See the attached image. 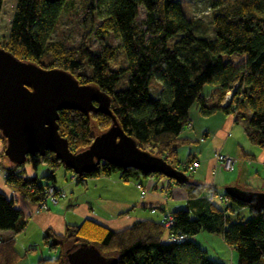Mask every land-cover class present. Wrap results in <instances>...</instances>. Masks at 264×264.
<instances>
[{"label":"trees","instance_id":"trees-1","mask_svg":"<svg viewBox=\"0 0 264 264\" xmlns=\"http://www.w3.org/2000/svg\"><path fill=\"white\" fill-rule=\"evenodd\" d=\"M67 2L16 0L5 49L44 68L66 70L82 84L98 86L110 97L112 113L137 145L188 176L183 183L168 181L183 187L188 200L205 197L207 205L198 208L194 202V215L187 208L169 212V231L185 234L183 242L167 240L163 224L150 219L117 231L88 219L66 225L63 235L46 230L43 242L50 249L58 246L59 251L55 257H39L36 264H67L66 254L80 243L93 244L102 254L116 257L115 264H227L207 256L195 240L200 230L220 234L236 251L237 264L262 263L264 214L225 192L220 195L229 199L228 203L215 201L216 190L191 180L186 170L190 160L183 167L176 158V147L188 125L190 108L196 103L203 116L221 110L233 114L236 122L245 119L246 137L264 148V0H212L211 37L193 34L192 21L186 18L178 0H88L81 15L82 37L76 45L51 38ZM1 5L2 0L0 10ZM139 6L145 10L140 23ZM91 34L99 44L94 50L86 44ZM173 37L169 46L168 40ZM118 52H123L125 63L115 65ZM240 54L246 56L245 60L234 63L231 58ZM122 76L127 84L117 88ZM153 78L161 84L159 91L155 83L151 85ZM209 84L216 85L218 92L212 104L204 94ZM151 90L158 96H152ZM228 91L231 94L222 105ZM57 123L70 150L79 152L92 142L94 128L106 130L111 118L100 112L63 109ZM0 136L5 148V138ZM26 162L45 164L46 170L42 175L27 176L23 164H11L4 180L28 201L40 205L46 187L59 190L52 185L56 170L68 169L50 152L31 155ZM112 172H118L123 180L166 178L145 175L134 168L123 171L105 163L77 175V182ZM240 208L247 209V215L239 213ZM26 223L14 199L0 192V230L17 234ZM21 257L12 239L0 240V264H15Z\"/></svg>","mask_w":264,"mask_h":264},{"label":"crops","instance_id":"crops-1","mask_svg":"<svg viewBox=\"0 0 264 264\" xmlns=\"http://www.w3.org/2000/svg\"><path fill=\"white\" fill-rule=\"evenodd\" d=\"M204 94L209 95L208 104L215 102L218 94L216 85H206ZM240 121L241 119L236 122L233 114L221 110L203 116L194 103L189 111L188 125L179 136L182 141L177 144L176 158L183 167L189 160H198L199 166L191 172V180L211 185L218 196L224 192L222 187L228 185L264 191V148L248 140L244 132L245 125H240ZM201 138L204 140L201 141ZM3 149L4 142L0 136V192L14 199L16 207L22 211L27 222L24 229L17 234L11 230H0V240L12 239L16 250L22 255L15 264H36L33 253L37 251L46 230L63 235L66 225L80 224L82 220L88 219L117 231L145 219L159 222L164 214L175 208H187L194 215L197 210L194 208V202L198 208L207 205L203 196L188 200L183 187L164 177L148 176L123 180L118 172H112L78 183L68 182L66 177L69 173L63 171L62 180L56 177L55 172L52 184L63 191V196L55 203L46 201V208H41L24 198L20 191L6 184L4 175L11 164L5 162ZM217 150L237 159L232 170H224L217 164L214 159V152ZM185 153L186 157H183ZM23 168L25 175L37 176L45 172L46 165L26 162ZM142 187L147 188L144 194ZM222 199V204L229 202V199ZM214 200L219 202L218 197ZM238 211L247 215L245 208ZM197 236L198 234L195 235L196 241ZM30 251L32 255H29ZM220 260L228 264L226 259Z\"/></svg>","mask_w":264,"mask_h":264},{"label":"water","instance_id":"water-1","mask_svg":"<svg viewBox=\"0 0 264 264\" xmlns=\"http://www.w3.org/2000/svg\"><path fill=\"white\" fill-rule=\"evenodd\" d=\"M108 94L94 84H82L70 72L44 68L22 60L0 47V134L5 138L4 155L12 164L22 165L31 155L53 153L76 175L88 173L108 163L120 170L131 168L142 174H161L177 182L188 181L182 170L163 157L140 148L126 133L110 109ZM75 109L85 114L100 112L111 118V125L94 135L90 145L72 152L60 135L59 111ZM224 192L264 214V191L228 185ZM67 264H115L93 244L80 243L66 254Z\"/></svg>","mask_w":264,"mask_h":264},{"label":"rangeland","instance_id":"rangeland-1","mask_svg":"<svg viewBox=\"0 0 264 264\" xmlns=\"http://www.w3.org/2000/svg\"><path fill=\"white\" fill-rule=\"evenodd\" d=\"M88 0H68L67 4L65 5L63 11L61 12L58 24L56 25L53 33L51 35L52 40H64L68 44L76 45L79 43L83 31L82 23H81V15L84 9V4L87 3ZM182 11L186 18L192 21V32L195 36H213V30L211 25V10H212V0H178ZM16 0H2L1 10H0V47L5 48L7 43V36L10 27V21L12 14L14 12ZM145 17V10L143 6L138 7V16L137 21L140 23L143 18ZM205 34V35H204ZM96 38L93 34L89 37V42L86 44L90 46L92 50L96 49L99 44L95 40ZM174 41V37L168 40V45L170 46ZM113 43L116 45L118 43L117 38L114 39ZM123 52H118L116 54L113 63L115 65L125 63V58L122 55ZM246 56L244 54H240V56H234L231 60L236 63L240 64L245 60ZM152 83L157 85L158 91L161 88V84L152 79ZM126 79L124 76L121 77L120 81L117 84V88H123L126 85ZM151 95L157 97V92L151 90ZM245 119H241L240 125H245ZM103 130H98L94 128V134H98ZM186 154H183V157H186ZM6 163L12 164L8 161L7 157L4 155ZM26 163V162H25ZM66 171L67 173L71 174V171L64 170V168L60 167L59 170L56 171V177H59L62 180V173ZM70 174L67 175L66 180L70 182L69 177ZM191 174V173H188ZM191 176V175H190ZM167 179V177H166ZM225 187H222V190ZM221 190V189H219ZM223 192V191H222ZM197 236L198 244L205 249L206 254L211 259H226L228 264H237V253L234 250H230L227 248L225 242L223 241L222 237L205 231L200 230ZM56 248L50 249L48 244L46 245L42 240H40L39 245L37 246V251L33 254L35 255V261L39 257H55L58 254L59 247L55 246ZM66 247V245H64ZM231 251V253H230ZM25 255L23 251V256ZM29 255H32V252H29ZM264 264V260L262 263Z\"/></svg>","mask_w":264,"mask_h":264},{"label":"built area","instance_id":"built-area-1","mask_svg":"<svg viewBox=\"0 0 264 264\" xmlns=\"http://www.w3.org/2000/svg\"><path fill=\"white\" fill-rule=\"evenodd\" d=\"M230 94H231L230 91H228L226 93V96H225L224 100L222 101L223 105L226 104V100H227V98H229ZM200 140L202 141V140H204V138H201ZM214 159L221 168H223L224 170H227V171L232 170L235 163L237 162V159L235 157H233L229 154L221 153L219 150L214 152ZM198 166H199L198 160H192V161L188 162V164H186L187 173L193 172ZM69 180L70 181H77V175L75 173H73L72 171H71ZM146 192H147V188L144 187L142 189V194H144ZM44 193H45L44 200L39 205L41 208H46V201L50 200V201L55 203V202H57V200L60 197L63 196V191L61 189L55 190L52 186L46 187L44 190ZM215 197H218L219 203L223 202V199L221 196H215ZM160 222L163 224L164 228L167 230V235H166L167 240L176 241V242H183L187 239V236L183 233H180V232L174 233L172 231H169V227L172 223V216L170 213L164 214V216L162 217Z\"/></svg>","mask_w":264,"mask_h":264}]
</instances>
